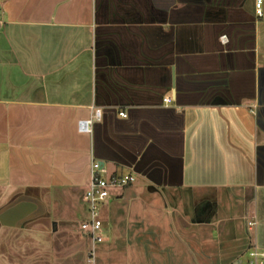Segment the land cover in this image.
I'll return each instance as SVG.
<instances>
[{
	"label": "crops",
	"instance_id": "crops-1",
	"mask_svg": "<svg viewBox=\"0 0 264 264\" xmlns=\"http://www.w3.org/2000/svg\"><path fill=\"white\" fill-rule=\"evenodd\" d=\"M255 3L0 0V264H246L264 250ZM93 160L137 178L110 189L95 244L80 228Z\"/></svg>",
	"mask_w": 264,
	"mask_h": 264
},
{
	"label": "built area",
	"instance_id": "built-area-1",
	"mask_svg": "<svg viewBox=\"0 0 264 264\" xmlns=\"http://www.w3.org/2000/svg\"><path fill=\"white\" fill-rule=\"evenodd\" d=\"M262 0H256L255 9L258 16H261L260 6ZM164 102H169V98L166 97ZM118 116L125 119L126 113L120 112ZM101 120V111L95 109L93 115L88 121H81L78 124L79 131L81 133H90L93 124ZM89 183L85 192L82 195V202L86 206L88 213V221L81 224L80 228L83 232L88 233L90 240L93 244L104 241L102 235L101 222L98 218V206L103 203L109 197V191L112 188H125L129 184L134 182L132 176L123 177H110L107 179L102 178V175H106L107 172L104 167L98 161H91L89 166ZM254 223H249V227H252ZM90 260L93 259V252L89 254ZM246 264H264V250H259L256 247L252 248L248 252V261Z\"/></svg>",
	"mask_w": 264,
	"mask_h": 264
},
{
	"label": "rangeland",
	"instance_id": "rangeland-1",
	"mask_svg": "<svg viewBox=\"0 0 264 264\" xmlns=\"http://www.w3.org/2000/svg\"><path fill=\"white\" fill-rule=\"evenodd\" d=\"M123 176H131V175H127V174H125V175H119V176H111V177H123ZM133 178H134V182H136V180H137V178H136V176H132ZM102 178H104V179H107V178H110V177H108V175L106 174V175H102ZM133 182V183H134ZM132 183V184H133ZM132 184H129V185H132ZM135 184V183H134ZM128 185V186H129ZM101 205H102V203H100L99 204V206H98V217L100 218V208H101ZM192 206V205H191ZM86 208V207H85ZM86 212H87V210H86ZM88 214V213H87ZM88 221V220H87ZM86 221V222H87ZM96 247V246H95ZM246 261H244V262H247L248 261V255L246 256V259H245Z\"/></svg>",
	"mask_w": 264,
	"mask_h": 264
}]
</instances>
